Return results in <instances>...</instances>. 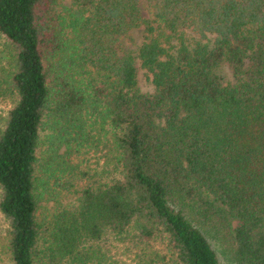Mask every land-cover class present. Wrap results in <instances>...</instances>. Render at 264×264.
Returning a JSON list of instances; mask_svg holds the SVG:
<instances>
[{"label":"trees","instance_id":"obj_1","mask_svg":"<svg viewBox=\"0 0 264 264\" xmlns=\"http://www.w3.org/2000/svg\"><path fill=\"white\" fill-rule=\"evenodd\" d=\"M69 1L0 0L9 264H264V0Z\"/></svg>","mask_w":264,"mask_h":264},{"label":"rangeland","instance_id":"obj_2","mask_svg":"<svg viewBox=\"0 0 264 264\" xmlns=\"http://www.w3.org/2000/svg\"><path fill=\"white\" fill-rule=\"evenodd\" d=\"M63 3L68 5L70 4V1L63 0ZM141 6L143 7L144 14H148L149 9L147 7V3L143 1L141 2ZM142 31H143V27L136 28L133 30V35L135 39L139 42L142 40V33H143ZM5 49H6L5 55L8 59L9 55H8L7 50L9 48L8 49L5 48ZM2 55L0 51V57ZM6 63H7V60L0 59V128L4 124V120L7 115V112L14 105V102H15V96H13V93L9 89L5 90L6 84L4 83V85L2 86L3 84L2 80H3L4 73L2 72L1 66ZM141 86H142V89L145 91L150 90L149 83L146 80H142ZM45 139L46 138H44L42 142V147H41L42 149L40 150V156L44 155L45 153L44 151L46 150L49 144V141ZM62 151H63V148H62ZM84 157L90 158V161L88 164L82 161V158ZM69 159L70 161L73 162L72 164L74 166L78 165L76 170H78L77 172L79 173L78 174L76 173V178L75 180H73L75 184L83 186L86 183H90V182L92 183L93 180L100 177V172H96L94 169H92L94 165L96 166V162H97V159L95 158V155L93 152H91L89 155H86L85 153L84 154L73 153L70 155ZM83 172L85 173L84 175H83ZM54 193L55 192L53 193L48 192L47 194H49V196H46L45 198H42L40 200L42 216H44L45 214L53 210V206L55 202ZM61 195L64 197L65 200L71 198V196H69L70 195L69 192H66L65 190H62ZM7 226H8L7 221L4 219V216L0 212V264H9L10 262L9 252L6 248L7 247V237H6L7 236ZM208 238L213 248L217 252L220 261L223 264H236L230 257L229 248L231 247H229L227 244H224L222 241L217 240L215 237H212L210 235H208ZM102 245L104 246L103 248L105 252L108 254V256H111L118 260L129 261L132 256L131 252L127 249V245L125 242H114V240H112L111 238H107L102 243Z\"/></svg>","mask_w":264,"mask_h":264}]
</instances>
